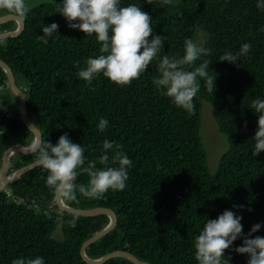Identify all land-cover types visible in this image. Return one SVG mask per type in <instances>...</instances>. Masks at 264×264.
I'll return each mask as SVG.
<instances>
[{
  "label": "trees",
  "instance_id": "obj_1",
  "mask_svg": "<svg viewBox=\"0 0 264 264\" xmlns=\"http://www.w3.org/2000/svg\"><path fill=\"white\" fill-rule=\"evenodd\" d=\"M135 3L152 17L156 34L167 37L160 54H183L186 38L212 50L209 71L216 75L214 94L203 86L194 98L192 113L174 105L152 83L157 61L131 84L120 86L99 75L89 85L77 76L89 56L99 54L95 35L68 26L59 13V0L30 7L23 30L0 38V60L11 69L16 85L26 97L27 115L41 136L55 144L65 132L86 151L85 164L76 183L87 185L86 169L98 163L104 139L114 140L132 160L129 179L122 191L109 190L99 199L77 192L75 200L62 196L68 206L106 207L116 214L115 226L85 250L98 258L125 250L150 264H198L193 247L206 218L241 204L243 232L264 222V150L253 156L252 137L258 116L250 108L264 98V11L256 0H122ZM7 14L0 11V16ZM59 25L48 43L43 25ZM17 22L0 23V33L15 30ZM151 37H149L150 39ZM251 42L247 56L234 65L218 60L225 51L236 52ZM79 62V65H77ZM199 63V61L197 62ZM202 101L210 104H202ZM0 166L4 152L16 143L29 144L33 133L25 126L17 97L0 67ZM210 108L218 131L228 145L214 173L207 168L201 140V111ZM100 117L109 127L100 132ZM217 131V128L212 125ZM111 155V153H109ZM36 160L35 153L15 152L8 173ZM47 171L39 165L0 189V264L20 256H43L46 264H88L80 253L82 243L104 228L106 214L80 215L62 210L55 190L47 185ZM75 220V226L72 221ZM60 228L61 237H54ZM264 236V226L252 236ZM242 239L234 241L239 246ZM230 264H247V254L225 249ZM102 264H135L114 256Z\"/></svg>",
  "mask_w": 264,
  "mask_h": 264
},
{
  "label": "clouds",
  "instance_id": "obj_2",
  "mask_svg": "<svg viewBox=\"0 0 264 264\" xmlns=\"http://www.w3.org/2000/svg\"><path fill=\"white\" fill-rule=\"evenodd\" d=\"M159 3L163 7L171 4L172 0H159ZM256 6L264 11V0H256ZM0 11L26 19L31 8L27 0H0ZM56 12L67 20L70 28L96 37L99 54L89 56L77 72V76L89 85L101 74L120 86L129 85L156 60L158 75L152 77V83L161 95L170 98L177 107L194 112V98L202 86L214 94L217 74L209 71L212 61L205 59L212 54V50L186 38L182 55L161 56L167 37L154 33L152 17L140 5H124L122 0H59ZM58 28L56 22L44 24L41 28L43 35L39 38L48 43L55 33H59ZM251 49V42H244L238 51H225L218 60L237 65ZM249 108L258 116L251 153L257 156L264 150V98L253 99ZM96 127L104 132L109 127V120L100 117ZM28 151L36 154V163L47 171V185L69 200H75L77 192L88 199H99L109 190H124L129 169L133 165L122 145L104 139L102 154L97 158L103 167L90 165L85 170L90 179L84 185L77 184L76 179L86 161V148L73 142L67 132L55 144L43 137L33 138L28 144ZM233 209L236 211L225 209L216 218H206L193 244L198 264H230V257L225 255V249L230 247L237 253L247 254V264H264V236H252L264 226V222L252 225L245 234L241 223L242 213L251 209H245L241 204H234ZM72 225L75 226V220ZM237 239H242V243L233 247ZM12 264H46V260L39 255L20 256L13 259Z\"/></svg>",
  "mask_w": 264,
  "mask_h": 264
},
{
  "label": "water",
  "instance_id": "obj_3",
  "mask_svg": "<svg viewBox=\"0 0 264 264\" xmlns=\"http://www.w3.org/2000/svg\"><path fill=\"white\" fill-rule=\"evenodd\" d=\"M10 19H13L17 22V27L15 28V30L0 33V38L17 36L23 30V28H24L23 20L20 19L19 17H16V16L4 14L3 16H0V23L6 22ZM0 67L5 71V73L7 75L11 92L18 99L20 117H21L23 123L33 133L34 138L42 137L39 129L36 127V125L31 121V119L27 115V105H26L25 94L16 85L15 78H14V75H13L10 67L2 60H0ZM15 152L31 153L28 151V144H20V143H16V144L12 145L11 147H9L4 152L3 157H2V165H1V169H0V176H1L0 189L2 187L6 186L7 184H9L14 179L18 178L22 173H24L27 170L38 165L36 163V160H34L31 163H29V164H27V165H25L19 169H16V170L12 171L11 173H8L7 170H8L9 165H10V159ZM55 199H56L58 206L62 210L74 212L76 214L85 215V216L97 215V214H106L109 217L108 224L104 228L99 230L97 233L93 234L91 237L86 239L81 245L80 253H81L82 257L84 258V260L88 264H102L107 259L114 257V256L125 257L135 264H150L148 262L141 261L136 256H134L132 253L127 252L125 250H114V251L109 252L107 254H104L98 258H90L89 256H87V254L85 252L86 248L91 243L96 241L98 238H100L101 236H103L104 234L109 232L115 226V223H116L115 212L112 209L106 208V207H94V208L78 209V208L68 206L67 204L64 203V201L62 199V195L59 192H55Z\"/></svg>",
  "mask_w": 264,
  "mask_h": 264
},
{
  "label": "rangeland",
  "instance_id": "obj_4",
  "mask_svg": "<svg viewBox=\"0 0 264 264\" xmlns=\"http://www.w3.org/2000/svg\"><path fill=\"white\" fill-rule=\"evenodd\" d=\"M47 1H51V0H27L30 7L35 6L37 4H40L42 2H47ZM202 104L210 106V104L206 103V101H202ZM205 107H207V106H205ZM205 107L202 108V111H201V130H200V133H201L202 143H203V145L206 149V152H207V168H208V171L211 173H214L216 168H217L219 158H220L222 152L226 148H228V147L224 148L225 143H226V146L228 145V141L226 140L224 135H222L218 131L217 124L215 122L213 114H211L210 108H205ZM212 125L217 128V131H215L212 128ZM11 161H12V157L10 159V164H11ZM0 169H1V166H0ZM8 170H9V168H8ZM8 170H7V172H8ZM10 172H12V171H10ZM0 179H1V176H0ZM0 184H1V182H0ZM2 188H5V186ZM53 235L56 238L61 237V231H60L59 227L55 230Z\"/></svg>",
  "mask_w": 264,
  "mask_h": 264
}]
</instances>
